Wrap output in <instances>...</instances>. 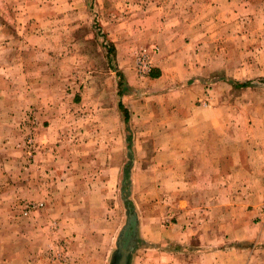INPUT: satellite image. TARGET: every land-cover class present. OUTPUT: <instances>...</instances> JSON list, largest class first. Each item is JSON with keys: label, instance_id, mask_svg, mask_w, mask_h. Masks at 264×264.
<instances>
[{"label": "rangeland", "instance_id": "374dc122", "mask_svg": "<svg viewBox=\"0 0 264 264\" xmlns=\"http://www.w3.org/2000/svg\"><path fill=\"white\" fill-rule=\"evenodd\" d=\"M257 150L264 0H0V264H113L127 226L138 264L184 198L254 185Z\"/></svg>", "mask_w": 264, "mask_h": 264}, {"label": "crops", "instance_id": "0c3cea01", "mask_svg": "<svg viewBox=\"0 0 264 264\" xmlns=\"http://www.w3.org/2000/svg\"><path fill=\"white\" fill-rule=\"evenodd\" d=\"M257 151L259 157L252 168L255 171H263L264 150ZM200 152L216 155L217 150ZM225 154L230 155V152ZM214 162L216 165L219 163L218 160ZM239 163L235 161L234 166L231 162L226 169L243 171L246 164ZM34 167L39 170L42 166ZM214 169L216 170V166ZM256 180L254 185H245L241 179L236 180L240 181V184L238 189H234L235 184L231 176L225 180L219 195H216L217 184L213 182L208 186L210 191L200 193L193 199L198 203L197 207L191 205L190 198H184L183 210L180 211V229L175 235L170 234L171 230L161 233L151 231L144 235L145 242L154 245L155 249L145 250L144 257L138 264H264V213L261 212L264 203V175L258 176ZM222 202L232 204H229V209L224 210L227 213L224 220L219 219L218 211L221 209L217 206ZM205 203L207 205H204ZM233 203L237 207L240 203L247 206L245 210H238L234 208ZM248 204L255 205L249 209ZM169 241H175L177 247L165 249ZM134 261L135 258L132 264Z\"/></svg>", "mask_w": 264, "mask_h": 264}, {"label": "water", "instance_id": "95a60500", "mask_svg": "<svg viewBox=\"0 0 264 264\" xmlns=\"http://www.w3.org/2000/svg\"><path fill=\"white\" fill-rule=\"evenodd\" d=\"M130 217L129 223H131L133 220L137 222L135 215L131 214ZM129 230V227L127 226L118 240V251L113 264H130L132 251L135 249L136 245V231H133V235L126 237V235L129 233ZM124 240L129 242L127 246H125Z\"/></svg>", "mask_w": 264, "mask_h": 264}, {"label": "trees", "instance_id": "16d2710c", "mask_svg": "<svg viewBox=\"0 0 264 264\" xmlns=\"http://www.w3.org/2000/svg\"><path fill=\"white\" fill-rule=\"evenodd\" d=\"M119 77L121 78V81H120V96L123 97L125 96V89H126V85L123 81V76L122 74H119ZM157 77V76H155ZM235 86L236 87H239V88H247V87H250L251 86V82H245V83H235ZM119 109L121 110V112L123 113V116H124V123L126 124V129L128 132H130V112L128 110V107L122 102L120 101L119 103ZM128 148L129 150H131V147H132V138L131 136H128ZM130 172L129 170L127 169L125 171V177H124V188L125 189H128L130 187ZM126 191V190H125ZM128 195L124 193V198H127Z\"/></svg>", "mask_w": 264, "mask_h": 264}, {"label": "built area", "instance_id": "2783aa9c", "mask_svg": "<svg viewBox=\"0 0 264 264\" xmlns=\"http://www.w3.org/2000/svg\"><path fill=\"white\" fill-rule=\"evenodd\" d=\"M39 206H42V204H40ZM36 208H37V206L30 204L29 206L26 207V213L25 214L28 216L30 213L35 211Z\"/></svg>", "mask_w": 264, "mask_h": 264}, {"label": "flooded vegetation", "instance_id": "af4514ba", "mask_svg": "<svg viewBox=\"0 0 264 264\" xmlns=\"http://www.w3.org/2000/svg\"><path fill=\"white\" fill-rule=\"evenodd\" d=\"M131 232H132V231H131ZM131 232L129 231V233L126 235V237L132 235ZM124 243H125V246H127V245L129 244V242H128L127 240H124Z\"/></svg>", "mask_w": 264, "mask_h": 264}]
</instances>
